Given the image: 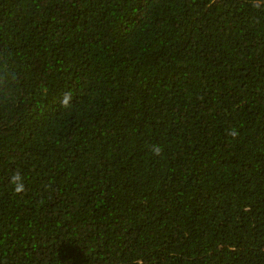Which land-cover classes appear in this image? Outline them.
Segmentation results:
<instances>
[{
    "label": "trees",
    "instance_id": "1",
    "mask_svg": "<svg viewBox=\"0 0 264 264\" xmlns=\"http://www.w3.org/2000/svg\"><path fill=\"white\" fill-rule=\"evenodd\" d=\"M0 264H264V0H0Z\"/></svg>",
    "mask_w": 264,
    "mask_h": 264
},
{
    "label": "clouds",
    "instance_id": "2",
    "mask_svg": "<svg viewBox=\"0 0 264 264\" xmlns=\"http://www.w3.org/2000/svg\"><path fill=\"white\" fill-rule=\"evenodd\" d=\"M19 190V189H18Z\"/></svg>",
    "mask_w": 264,
    "mask_h": 264
}]
</instances>
